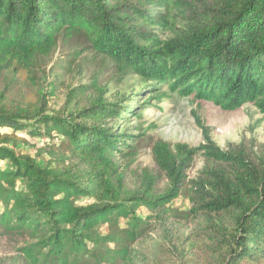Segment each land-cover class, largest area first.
Instances as JSON below:
<instances>
[{"label":"trees","instance_id":"obj_1","mask_svg":"<svg viewBox=\"0 0 264 264\" xmlns=\"http://www.w3.org/2000/svg\"><path fill=\"white\" fill-rule=\"evenodd\" d=\"M74 35L114 64V80L134 74L142 84L108 98L96 79L71 92L77 107L88 104L68 116L49 112V88L14 104L0 93V126L11 129L0 132V228L28 236L17 250L24 264H135L132 245L150 224L138 209H164L186 185L189 214L202 223L189 242L205 249L200 263L264 264V153L223 148L198 120L203 141L156 139V169L143 168L134 187L116 159L134 156L139 134L121 123L141 120L159 85L264 114V0H0V84L39 86L38 59ZM25 134L62 138L65 148L48 142L31 155ZM198 154L205 164L188 179Z\"/></svg>","mask_w":264,"mask_h":264},{"label":"rangeland","instance_id":"obj_2","mask_svg":"<svg viewBox=\"0 0 264 264\" xmlns=\"http://www.w3.org/2000/svg\"><path fill=\"white\" fill-rule=\"evenodd\" d=\"M158 12L166 13L163 8L154 11ZM176 25H179L177 20ZM146 27L153 28L162 38L173 35L168 28L163 29L157 25ZM89 46L79 35L59 37L56 50L49 56L38 59L39 86H32L30 82L27 86L14 87L0 84V93L5 92L6 102L14 104L21 103L25 96L49 88L52 92L49 96V112L68 116L70 112L75 113L88 104V98L82 99L77 107L75 102L69 100L71 92L92 84L96 79L101 86H106L105 96L108 98H113L118 92H125L128 96L138 92L142 81L137 75H129L122 81L114 80V64ZM151 90L148 92L149 108L142 110V119L132 117L121 123L122 129L128 128L129 134H139L133 143V157L123 156L125 151L116 154V159L126 170L125 180L129 187L136 186L138 174L143 168L156 169L152 154V144L156 139H164L172 144L183 142L193 147L198 146L203 141L198 120L210 128V134L217 145L227 148L231 144L242 143L252 158L263 155L264 114L255 104L247 102L235 110H227L211 101L197 99L194 95L181 96L177 90H171L167 85H159ZM164 90L166 94L161 95L160 92ZM6 131L11 129L0 126V132ZM25 137L31 144L25 145L23 151L31 155L36 154L37 146L42 147L48 142L65 148L63 139L56 136L31 137L25 134ZM42 155L49 158L46 153ZM204 164L205 158L198 154L188 170V179L196 177ZM189 194L186 185L180 196L164 209H138L139 214L147 217L150 224L147 232L132 245L137 250L135 264H201L200 261L206 255L205 249L199 250L198 248L203 247L198 244L194 249H189L192 248L189 242L197 240L201 232L198 224H202L201 219L189 214L193 206ZM124 223L122 220L123 225ZM107 229V225L101 227L103 232ZM27 239L26 234L10 233L0 228V264H24L17 250Z\"/></svg>","mask_w":264,"mask_h":264}]
</instances>
